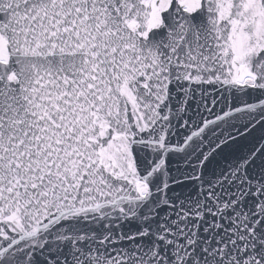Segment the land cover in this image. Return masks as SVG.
Masks as SVG:
<instances>
[{
  "label": "snow or ice",
  "instance_id": "6c2138e0",
  "mask_svg": "<svg viewBox=\"0 0 264 264\" xmlns=\"http://www.w3.org/2000/svg\"><path fill=\"white\" fill-rule=\"evenodd\" d=\"M0 264H264V0H0Z\"/></svg>",
  "mask_w": 264,
  "mask_h": 264
}]
</instances>
